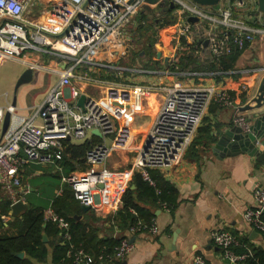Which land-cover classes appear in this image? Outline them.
Returning a JSON list of instances; mask_svg holds the SVG:
<instances>
[{
  "label": "built area",
  "instance_id": "obj_1",
  "mask_svg": "<svg viewBox=\"0 0 264 264\" xmlns=\"http://www.w3.org/2000/svg\"><path fill=\"white\" fill-rule=\"evenodd\" d=\"M147 0H0V67L14 60L25 69L42 71L38 58L50 57L57 65L50 68L49 75L58 77L56 85L44 101L36 107L32 116H24L18 107L12 106L7 94V104L0 101V186L11 207L26 202L30 187L22 181V173L31 165L50 166L63 159L65 141L79 143L86 141L93 131H99L104 143L96 145L87 155L91 170L79 175L74 173L63 177L75 199L85 207L99 210L102 207L100 186L105 189L109 183L108 172L101 169L113 151H127L133 141V131L128 119V108L141 97L148 98L153 92L166 90V99L161 106L152 129L139 147L133 167L150 185L155 186L150 170L163 171L177 165L194 142L200 127L212 104L238 109V100L228 92L217 88L184 86L174 81L169 87H139L135 85L112 84L106 92L107 105L99 99L86 98L84 108L77 106L81 91L74 86L79 80L77 71L114 68L103 64V59L114 57L116 51L125 48L127 28L132 18L148 4ZM175 6L176 21L164 29L174 46L161 54L160 60L167 69L158 74L177 78L199 80L209 78L213 73L178 72L175 65L178 51L184 43H193L191 19L209 25L207 38L195 46L197 53L209 47L217 61L234 50L244 52L264 37L262 18L249 23L236 16L233 9L243 8L246 1H237L228 8L211 9L202 7L192 0H168ZM153 8V7H152ZM154 7V9H157ZM159 58V57H158ZM171 70V72H170ZM259 73L264 69L258 70ZM74 101V103L72 102ZM11 113V122L1 138L5 114ZM42 120L39 125L38 121ZM235 124L249 132V124L243 116ZM111 140V144H106ZM104 191V190H102ZM257 208L248 210L244 219L264 236V185L255 189ZM165 210L170 211L164 206ZM45 220L55 223L66 240L71 239L70 223L60 217L52 208L45 211ZM0 219L7 222L4 215ZM147 232L158 235L156 221L151 225L139 223L131 233ZM214 243L226 251L233 263L242 262L252 255H236L234 247L240 241L229 233L215 231ZM133 250L129 239L121 241L112 261L123 262ZM74 264H97L98 261L84 250L73 255ZM100 262L104 257L99 258ZM194 264H208L202 256Z\"/></svg>",
  "mask_w": 264,
  "mask_h": 264
},
{
  "label": "crops",
  "instance_id": "obj_2",
  "mask_svg": "<svg viewBox=\"0 0 264 264\" xmlns=\"http://www.w3.org/2000/svg\"><path fill=\"white\" fill-rule=\"evenodd\" d=\"M237 1L247 2L243 8H236L240 15H245L246 10H251L255 20L261 17L258 13L257 0H222L218 6L213 8H228L234 6ZM240 54L234 71L224 75L211 72L213 75L209 78L187 79L186 82L180 81L178 78H168V76L161 77L162 79L149 76V83L153 82V85H159L161 88L171 86L176 80L188 87L217 88L220 91L236 92L239 95L246 93L247 97L244 102L237 101L238 109L210 107L200 129L204 127L208 133L211 132L213 143L207 145L206 148L205 140L201 136H196L195 143L187 150L180 163L161 171L164 177L178 190L179 195L174 210L167 211L164 208L155 211L158 235L153 236L147 232L131 233L130 242L133 245V250L126 260L105 264H194V259L197 256L204 257L208 264H232L233 261L227 257L226 251L218 247L212 240V234L215 231L229 233L240 241V246L233 248L236 255L247 254L249 249L252 251L250 245L258 247L263 244L264 236L258 231L261 238L255 240L252 238L256 230L246 223L244 215L248 210L257 208L255 189L264 185V139L260 140L258 144L261 155L257 156H250L247 153L231 156L228 154L227 151L230 150L227 148V151L213 150L219 137L227 130L239 127L235 124L238 117L243 116L247 119L250 115L256 116L263 110L262 108L258 111L245 113L239 111L246 108L247 105L255 106L252 101L257 98L260 86L264 83V72H258V70L264 69V37L255 41L253 45L247 46L245 51ZM102 62L109 64L107 58H104ZM50 68L55 69L53 66ZM109 69H90L88 67L79 69L77 73L80 81L74 80V86L81 91V97H93L107 105L105 95L112 84L150 87L147 79L125 82L108 80L107 77L111 73ZM37 77L39 82L35 81ZM49 77L54 76L40 73L35 76L31 84L23 86L20 104H17L22 115L26 117L33 115L38 106L29 105L26 99L32 90H42ZM57 80L58 77L46 91V95L56 85ZM165 99L166 90L163 89L153 92L146 99L140 97L136 104L128 108V119L133 131L131 147L127 151H113L109 158L110 163H105L101 167L107 169L110 183L105 189L99 191L102 207L99 210L91 208L84 210L82 208L85 213L93 211V214H89L87 218L76 217L78 221L98 228L99 236L108 237L111 235L113 238H117L120 235V232L116 230L112 231L113 233L110 232L105 223H109L108 219L114 217L121 208V200L126 190L129 187L133 190L136 189V186L132 185L133 178L138 173L133 167L136 153L152 129ZM72 102L74 103V101ZM41 123L42 120H39L38 124ZM93 137H96L95 139H98L100 144L104 143L102 137L96 135H91L87 141L93 140ZM106 144L109 146L111 140H107ZM87 166L85 171L79 169L66 176L74 173L83 175L92 169L91 166ZM43 167L46 171L57 170L64 173L60 162L50 166L29 165L22 174L24 184L32 187L30 193H36V186H33L31 182L37 178L38 168ZM61 190L56 193V196L61 195ZM53 193H50L46 197V202L42 203V205L49 206L47 209L52 208V199L55 197H53ZM36 202L40 201L36 200ZM25 203L28 204L27 201ZM6 218L7 222L0 219V224L5 226V230L0 226V236L10 228L11 222L16 220L12 217V211ZM9 234H15L14 230H11ZM238 250L243 252L238 253ZM51 254L52 249L49 251L48 261L42 264H53Z\"/></svg>",
  "mask_w": 264,
  "mask_h": 264
},
{
  "label": "trees",
  "instance_id": "obj_3",
  "mask_svg": "<svg viewBox=\"0 0 264 264\" xmlns=\"http://www.w3.org/2000/svg\"><path fill=\"white\" fill-rule=\"evenodd\" d=\"M233 12L236 16L240 15L236 9H233ZM132 20L133 22L128 28L134 36L133 39L146 40L145 46L149 48V54L157 57L163 48L158 31L175 23L174 11L145 7ZM190 23L192 24L194 42L184 43V49L177 55L175 65L171 69L182 73L215 72L221 75L234 71L241 52L234 50L219 61L212 57L209 47H205L204 51L197 53L195 46L207 38L210 27L192 20ZM149 34L150 37H147ZM129 43L131 40L125 41V48ZM109 72L111 73L107 77L108 80H118L115 71L109 70ZM229 95L231 98L243 102L247 97L246 93L239 95L236 92H229ZM215 106L218 107L217 104H214L212 108ZM197 136H201L205 140L206 148L207 145L213 143L211 132L208 133L204 127L199 130ZM95 138L93 137L91 141L86 140L82 144L64 142L63 159L60 161V166L65 175L79 169L85 171L88 168V153L101 143ZM194 143L195 141L192 145ZM59 174L55 173L58 177ZM150 175L155 186L145 181L140 173L135 174L132 185H135L136 189L133 190L129 187L126 190L121 200V208L114 217L108 219L109 223H105L110 232L114 230L120 232L117 238H113L111 235L108 237L99 236L98 228L76 219L77 216L87 218L89 214H93V211L85 213L82 210V205L75 199L72 188L68 184H64L62 187L61 195H55L51 206L56 214L70 223V240L64 238L55 223L45 220V211L49 206L37 203L36 199L32 197L33 193H30L26 197L30 210L26 211L21 218L11 222L10 228L0 236V264L46 263L51 249L53 264H74L73 255L80 250H84L86 254L94 257L98 261L97 264L114 262L111 259L116 249L122 240H130L132 228L137 227L139 223L151 225L156 220L155 211L157 209L162 210L164 206L169 210L175 208L179 195L178 190L164 177L161 171L150 170ZM21 177L23 181V174ZM30 188L32 190L31 186ZM11 211V202L5 197L0 186V214L10 216ZM0 226L5 230L3 224ZM11 230H14L15 234H9ZM44 235L47 237V242H44ZM250 247L252 255L239 264H264V244L258 247L250 245ZM237 252L242 253L243 251L238 250ZM22 253L25 254L24 258H20ZM100 257H104L103 262L99 261Z\"/></svg>",
  "mask_w": 264,
  "mask_h": 264
},
{
  "label": "rangeland",
  "instance_id": "obj_4",
  "mask_svg": "<svg viewBox=\"0 0 264 264\" xmlns=\"http://www.w3.org/2000/svg\"><path fill=\"white\" fill-rule=\"evenodd\" d=\"M228 1V0H225ZM159 5H147L146 7H149L154 9V7H157ZM145 8V7H144ZM250 9V8H249ZM243 19H245L248 22H256L255 18L251 14V10H246L245 15H240ZM135 16L133 17V19ZM133 22V20L131 21ZM168 28V27H167ZM164 29L158 31L159 39L161 43L163 44V48L161 49V54L166 50L168 47H165V44H170V46H174L169 35L163 31ZM131 40V43L127 45V48H124L123 50L116 51V54L114 57H108L109 64H113L114 68L109 69L111 71H115L116 78L120 82L125 81H141L144 79H147V83H149L150 78L149 76L153 78L162 79L161 74H158L162 71H165L167 67L164 65V63L160 60L162 58V55L158 58L156 56H152V54H149V48H147L146 40L142 39H133L134 36L130 33V28L127 29L126 39ZM150 37V34L147 36ZM181 52V51H180ZM178 51V54H180ZM142 55V56H139ZM152 56V57H151ZM38 61L40 65L42 66V73L49 74L48 69L50 66L56 68L57 65L53 63V59L50 57H41L38 58ZM118 67V68H117ZM23 68L25 69L24 65H20L19 62L11 60L6 62L3 66L0 67V101L3 105L7 104V94H9V100H13V92L14 87L17 81L18 76L23 72ZM171 72V70H170ZM114 75V74H113ZM177 78L180 81H187L188 77H181L177 76ZM39 82V78L37 77L36 80ZM56 81V77H49L48 80L45 81V86L42 87V90H32V92L29 94L27 100V103L29 105L34 104L35 106H39L43 99L48 95H46V91L50 89L49 87L54 84ZM35 82V83H37ZM146 83V85H148ZM150 87L154 84L153 82H150ZM149 86V85H148ZM23 87L19 89L17 92V100L18 104H20V97ZM214 104L211 105V107ZM107 164L110 163V159L106 162ZM110 166V165H109ZM101 169H105L104 167ZM107 170V169H106ZM38 176L35 178L31 183L33 186H36V193L32 194V197L40 203L46 202V197L50 195V193H53V197L56 195V193L62 189L64 186L63 183V177H67L64 173L58 172L57 170L53 171H46L43 168H38ZM59 174V177L57 175ZM40 189L39 191H37Z\"/></svg>",
  "mask_w": 264,
  "mask_h": 264
},
{
  "label": "water",
  "instance_id": "obj_5",
  "mask_svg": "<svg viewBox=\"0 0 264 264\" xmlns=\"http://www.w3.org/2000/svg\"><path fill=\"white\" fill-rule=\"evenodd\" d=\"M194 3L208 8L216 7L220 4L222 0H192ZM258 2V13L261 15L262 20L264 22V0H257ZM146 3L149 5H159L158 8L164 11L173 10L175 6L171 4L168 0H147ZM192 21H195L196 19H191ZM161 54H158V57H160ZM35 79L34 70L27 69L23 71L19 77L17 78L14 92H13V100H12V106L14 108L17 107L18 100H17V92L19 89L25 85L31 84ZM86 101V97L82 96L77 105L80 108H84V104ZM252 102H254L255 106L251 107L250 105H247L246 108H242L239 111L241 113H245L247 111H258L263 108L262 111H260L256 116L250 115L247 118V123L249 124V132H244L241 127H233L229 130H227L215 143V147H213V150H225L229 149L230 151H227L229 155L231 156H237L244 153H247L250 156H257L260 154L258 144L260 140L264 139V83L260 86L259 94L257 95V98H255ZM11 122V113L7 112L4 117L3 126H2V132H1V138L5 135L7 132L9 125ZM93 135H96L98 137H101V133L99 131H93ZM227 148V149H226ZM101 189H103V186H100ZM135 188V187H133ZM84 210H89V207H82ZM12 210V217L13 219H17L22 217V214L26 211L30 210V206L26 203L19 202L11 207ZM263 215H264V208H263ZM252 238L258 239L261 238L260 234L255 231L252 235ZM47 237L44 235V242H47ZM263 244H264V240ZM25 254H20V258H24ZM237 264V263H232Z\"/></svg>",
  "mask_w": 264,
  "mask_h": 264
},
{
  "label": "flooded vegetation",
  "instance_id": "obj_6",
  "mask_svg": "<svg viewBox=\"0 0 264 264\" xmlns=\"http://www.w3.org/2000/svg\"><path fill=\"white\" fill-rule=\"evenodd\" d=\"M202 7H203V6H202ZM205 8H208V7H205ZM158 9H159V8H158ZM211 9H214V8H211ZM173 11H174V9H173ZM195 21H196V22H199L198 19H196ZM199 23H200V22H199ZM27 69H28V68H27ZM27 69H24V68H23V71H25V70H27ZM40 73H42V71H40V72L38 71V72H37V71L34 70V74H35V76L38 75V74H40Z\"/></svg>",
  "mask_w": 264,
  "mask_h": 264
}]
</instances>
